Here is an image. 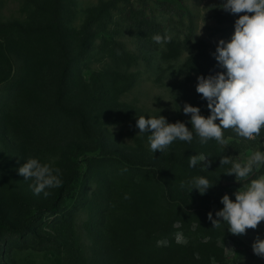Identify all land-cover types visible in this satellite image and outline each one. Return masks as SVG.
<instances>
[{"label": "rangeland", "instance_id": "374dc122", "mask_svg": "<svg viewBox=\"0 0 264 264\" xmlns=\"http://www.w3.org/2000/svg\"><path fill=\"white\" fill-rule=\"evenodd\" d=\"M109 1L61 0L57 11L0 0L2 21L21 39L0 42V224L21 227L51 207L66 185L60 214H43L31 228L36 234L0 230V264L190 263L207 257L210 264H264L252 249L256 237L264 239V222L230 238L208 223V213L216 217L223 208L221 198L235 200L242 187L226 174L231 165H221V157L243 163L255 151L264 152V140L263 147L240 155L227 145L196 148L180 140L154 153L150 133L136 127L140 116L162 115L192 130L191 116L183 112L186 103L197 107L191 62L214 56L218 42L234 33L216 18L228 14L223 0H147L146 14L160 27L153 37H171L164 44L138 38L123 11L103 9ZM156 2L168 6L157 9ZM90 19L99 22L87 32ZM106 39H112L111 48ZM199 154L210 166L192 168L212 179L211 185L221 184L223 194L191 191L198 176L187 169L189 157ZM29 158L54 173L59 169L61 185L46 189L47 196L34 194L33 181L18 174ZM167 190L202 216L177 214Z\"/></svg>", "mask_w": 264, "mask_h": 264}, {"label": "clouds", "instance_id": "9594fccd", "mask_svg": "<svg viewBox=\"0 0 264 264\" xmlns=\"http://www.w3.org/2000/svg\"><path fill=\"white\" fill-rule=\"evenodd\" d=\"M221 5L224 11L238 19L230 40L221 39L213 53L224 71L197 77L196 92L207 101L210 115L204 116L199 107L186 103L183 112L190 114L192 130L180 121L169 123L162 115L140 116L136 127L139 133H150L148 141L154 153L164 152L176 140L191 143L193 130L201 144L215 140L221 145L226 144L225 130L231 129L248 141H256L264 130V0H223ZM153 40L164 44L170 42L171 37L156 35ZM210 163L204 154L189 157L190 167L202 164L207 169ZM220 164L231 165L226 174L234 175L242 187L234 193L235 200L228 194L221 198L223 208L215 214L218 219H213L211 212L208 219L213 227L218 228L226 222L231 234L245 235L247 230H255L264 222V174L249 180L264 166V152L255 151L243 163L222 156ZM58 173L59 169L54 173L48 164H42L36 158H29L18 168L20 176L33 181L31 186L36 195L47 196L46 189L59 187ZM212 186L202 176L190 182L191 191L196 189L201 195ZM164 243L166 241H157L158 246ZM252 249L255 255L264 257V239L256 237Z\"/></svg>", "mask_w": 264, "mask_h": 264}, {"label": "trees", "instance_id": "16d2710c", "mask_svg": "<svg viewBox=\"0 0 264 264\" xmlns=\"http://www.w3.org/2000/svg\"><path fill=\"white\" fill-rule=\"evenodd\" d=\"M25 2L26 4L33 6L37 9H42L48 5H51L52 7H56L57 11H59V7L61 5V0H20ZM137 4V6H136ZM156 8L157 9H163L168 6L166 2H156ZM103 9L106 11L114 12V11H123L124 14L126 15L127 22L129 23L131 31L140 39H147L152 38L156 32L158 33L160 30L159 25L156 23V21L153 18H149L147 16V11L150 9L149 3L147 0H110L108 3L103 4ZM180 15H184L183 11H180ZM190 18V34L189 36L191 37L193 33V21L191 18V15H188ZM218 22L220 25H226L227 26V32L231 34L232 31H234V24L235 20L238 19V16L233 15L228 13L227 15H223L218 13L216 16ZM98 19H90L87 22V25L85 26V30L88 32L92 29V27L96 26L98 24ZM7 24H5L1 17H0V42L1 41H6V40H21L20 36L15 33H9ZM148 38V39H149ZM150 40V39H149ZM112 39L108 40L106 39L105 42L108 45V48L112 47L111 44ZM121 48V47H119ZM67 71V69H66ZM224 71L222 69L214 56L208 55V54H202L196 57L192 62H191V72L193 75L196 76V78L200 75H203L207 77L208 75H214L216 72ZM197 107H199L202 110V114L204 116L210 115V111L207 108V101L202 99L201 95L198 94L197 96ZM224 137L225 140L227 141L230 139L231 141L229 143H226L224 145H227L230 149H232V152L235 155H240L242 152H244L246 149L253 147V146H259L263 147V140H264V130H262L261 136L256 140V141H248L243 138L238 137L231 129L225 130L224 131ZM194 146L201 147L204 145L208 144H214L215 146H219L223 149L224 145H221L217 143L215 140H209L206 144H201L199 137L196 136L195 132L193 131V140H192ZM188 171L193 174L194 176H202L206 177L205 174H203L200 171H196L192 167H187ZM264 174V166L261 167L259 172H254L253 173V178H257L258 175ZM195 178V177H194ZM193 180V179H192ZM191 180V181H192ZM212 180V179H208ZM69 185V184H68ZM67 185V186H68ZM66 185L61 186L57 196L55 197L51 207L47 209H41L38 211L36 214L33 216L29 217L24 224L21 227H11L7 224H0V230H6L8 232H11L15 235L21 234L24 231H31L32 227L36 226L39 221L42 218L43 214H60V204L63 199V194L66 190ZM208 190H211L213 192H217L219 194H223L224 187L219 184L218 182H214L213 187H210ZM168 191V190H167ZM194 192H198L196 189H193ZM169 192V191H168ZM167 201L170 204L169 207L171 209H174V211L179 214L182 217H186L189 220H194L202 216L201 214V209L194 208L192 206H189L186 204V206H183L180 204L179 201H175L174 199L171 198L170 192L167 195ZM213 219H218L217 217H213ZM211 221H208V223ZM213 226V225H212ZM228 225L226 222H222L220 227L223 233L222 236L226 238H230L232 234L228 231ZM31 233L36 234L35 231H31ZM30 233V234H31ZM220 254L223 253L222 250H218ZM208 260L206 262L203 261H198L192 258V261L190 263H184L179 260H169V262H154V264H210L209 263V257H207ZM223 262L222 260L218 261Z\"/></svg>", "mask_w": 264, "mask_h": 264}]
</instances>
